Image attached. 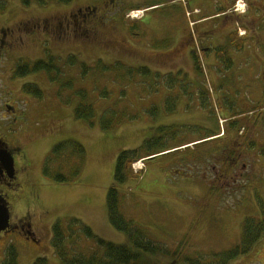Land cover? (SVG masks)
Returning a JSON list of instances; mask_svg holds the SVG:
<instances>
[{
  "label": "rangeland",
  "instance_id": "374dc122",
  "mask_svg": "<svg viewBox=\"0 0 264 264\" xmlns=\"http://www.w3.org/2000/svg\"><path fill=\"white\" fill-rule=\"evenodd\" d=\"M29 1L25 6L22 0H0V27L13 29L20 23L25 29L28 21L41 23L80 6L103 5V0H72L69 4L42 0L45 5L40 0ZM163 2L123 0L116 11L108 12L107 18L101 20L96 28L97 41L84 46L77 41L64 45L53 40L44 44L43 34L21 32L23 42H13V54L1 58L0 135L19 149L14 154L20 171L19 187L6 191L11 221L26 216L35 234V239L29 240L16 231L0 235L2 256L12 245L18 254L17 264H34L37 258L61 264L51 247L52 227L58 220L68 218L80 219L105 241L131 247L126 235L110 225L106 197L113 184L118 154L135 151L151 139L156 141L149 145L151 151L160 153L145 165L133 163L134 174L141 168L143 176L119 188V212L147 239L161 243L178 257L175 260L140 253L143 264H183L181 256L209 257L225 252L239 243L245 218L258 217L256 197L264 200V134L259 135L254 149L245 147L246 154L229 160L232 172L227 179L216 178L215 174L222 172L220 167L226 160L218 152L220 140L217 136L207 137L217 134L219 127L221 131L225 129L228 122L224 116L229 108L248 109L243 106L244 98L254 93L257 99L263 97L260 72L253 71L252 60H238L229 75L222 72L224 75L218 76L220 64L203 55L205 70L201 75L195 73L188 50L187 56L183 50L186 46L179 47L174 38L177 28L188 30L190 18L186 13L195 4L169 8L166 14ZM133 9L139 13L138 19L144 11V18H127ZM130 23H135L133 30L128 28ZM45 50L63 60L69 55L66 51L73 50L72 54L91 66L102 59L108 65L121 62L126 67H146L153 74L167 76L161 80L163 76L143 78L135 74V82H131L119 68L91 83V74L82 80L77 67H66L63 82L58 83L70 79L71 90L50 83L43 73L13 78L17 55L30 64L44 58ZM169 81L171 86L167 85ZM26 83L36 84L43 97L24 93L22 86ZM103 87L108 91H104L108 95L104 98L99 95ZM80 89L93 94L89 102L95 104V126L75 119L79 99L72 95ZM167 97L172 99L168 104L164 102ZM103 115L105 122L119 126L101 131L99 121ZM242 119L246 118L240 119L246 128L242 136L247 133L253 140L251 132L256 133L254 128L264 126V121L249 124ZM69 140L81 144L86 153L78 175H73L79 164L75 160L68 162L63 157L59 162L60 158L53 157L47 162L53 147ZM144 150L142 147L140 152ZM66 152L62 156H68ZM45 166L51 174L59 173L70 182L55 183L53 175L44 174ZM0 189L4 190V186ZM92 246L89 244V248ZM229 264H264V238L248 254Z\"/></svg>",
  "mask_w": 264,
  "mask_h": 264
},
{
  "label": "trees",
  "instance_id": "16d2710c",
  "mask_svg": "<svg viewBox=\"0 0 264 264\" xmlns=\"http://www.w3.org/2000/svg\"><path fill=\"white\" fill-rule=\"evenodd\" d=\"M52 1L57 4H69L72 0ZM29 2V0H22L23 5L25 6H29ZM40 3L45 5V2L42 0H40ZM95 6L97 8L100 7V5ZM128 28H131L133 30L135 28V23H130ZM240 47L241 46H239V48ZM12 54L7 53L8 56ZM21 57L22 55H17V64L13 69L14 79L34 73H43L44 75L48 76V80L50 83L55 84L61 81L63 82L62 75L64 74V69L66 67H77L82 80L91 74V83H97L98 79H101V77H105L106 72H109L112 69L119 68L124 69V71L122 72V76L127 77L129 80H131V82H135V74L143 78L151 76H155L157 78L163 76L159 73H151L146 67L134 69L131 67H126L121 62H114L113 65H108L107 63L103 62L102 59H98L97 61H95L92 66L87 65L86 63L81 62L77 55H74L72 53L69 54L65 60H63V58L56 57V55L50 53L49 50H45L44 58L38 59L30 64L24 63ZM193 59L195 73L200 75L203 74L204 70L202 69L201 61L198 57H193ZM219 63L224 64L225 66L234 65V63L229 61H221ZM92 71H94L95 73ZM165 76L161 77L160 79L163 80ZM64 80H66L65 83H58L61 89L71 90L73 88L72 81L70 79ZM167 85L171 86L172 84L169 81L167 82ZM86 90L80 89L78 91H75L72 95V98L79 99V104H77L74 109V116L77 120H84L90 126H95V123L93 122L95 119V104L92 101L91 102L93 104L89 102V98L90 96L92 97L93 94L91 91ZM102 90L103 91L99 95H101L102 98H104L105 96L107 97L108 91L104 87L102 88ZM22 91L26 94H32L38 99H41L43 97V91L33 83L24 84L22 86ZM104 91H106L107 93ZM124 93L122 92V94ZM69 94L71 95L70 92ZM253 99V96H251V98H244V100H246V103H244L243 106L252 102L251 108L245 110H242L243 108H245V106H242V109L233 108V114L230 113L224 116L228 119V123L224 129L225 132L236 133V130L237 132L241 129H244V131L246 130L245 126L241 123L237 115L252 114V116L248 118V122H251V124H258L260 122L259 120H261V116L259 115V113L255 112V109L263 111L262 106L264 105L254 104L256 103V101ZM170 100H172L171 97H167L164 102L168 104ZM68 102L69 101H65V104H67ZM232 116H235L236 118H231ZM116 126H119V123L114 124V122H105L104 115L99 121V129L103 132L111 131ZM216 135L217 134H214L212 136H208L207 138L214 137ZM246 135L247 133H245V135L240 138V141L244 140L241 148L245 149L246 147L247 149H254L255 141L250 140ZM155 142L156 141L154 139H151L144 142L143 145L135 151L127 150L122 151L118 154L114 170L113 184L107 192L106 206L109 223L114 230L126 235L132 248L126 245L114 244L105 241L104 239L98 237L91 229V227L87 226L78 218L58 220L52 227L51 247L55 256L58 258L61 264H143L144 260L141 258L140 253H146L155 256L172 257L173 259L177 260L178 254L176 252H170L161 243H157L153 240L147 239L142 231L138 227H136L134 223H132L130 220H126L119 212V188L125 184H128L129 182H138L141 179L144 171H140L139 173L134 174L132 170V164L144 160L145 165L147 161L154 159L147 158L160 153L153 152L150 149L149 145H154ZM257 142L258 140L256 141V143ZM231 143L232 142L228 140L226 142L219 143L218 152L221 153V158L224 157L226 158V160L223 164V167H220L222 172L220 173L219 171H215V174L217 175L216 178H218L219 176H226V179L230 177L229 174L232 171L230 170L229 160L235 161V158L233 156H230L226 150ZM142 147H144L145 150L141 153L140 150L142 149ZM64 150L67 151L66 155L68 153V156H62L64 154ZM211 152L213 153V156L216 155L214 153L215 150H212ZM85 156L86 153L82 145L77 143L76 141L69 140L67 142H61L53 147L52 156L49 155L47 157V162L51 161L50 159H52L53 157L58 159L60 158L59 162L63 159V157H65L68 162L69 160H75L79 164L73 175H78L81 173V169L84 165ZM44 174L46 176L51 174V171L47 166H45ZM51 175L54 176L51 179L57 184H66L70 182V180L67 181L59 173ZM256 204L258 208V217L245 218V220L243 221L240 241L236 246H234V248L229 249L225 252L210 255L209 257L181 256L183 264H229L233 260L235 261L238 258L248 254L253 249V247L262 238H264V200H260L258 199V197H256ZM33 239L35 238L33 237ZM89 244L93 246L89 248ZM17 257L18 254L14 246L10 245L5 252V260L3 264H17ZM34 264L49 263L45 258H37Z\"/></svg>",
  "mask_w": 264,
  "mask_h": 264
},
{
  "label": "flooded vegetation",
  "instance_id": "af4514ba",
  "mask_svg": "<svg viewBox=\"0 0 264 264\" xmlns=\"http://www.w3.org/2000/svg\"><path fill=\"white\" fill-rule=\"evenodd\" d=\"M122 2L123 0H103V5H100L99 8L95 6V3L87 4L68 11L67 14L65 12L64 15L47 18L41 23L28 21L25 24V29H23V25L20 23H16L17 27H13V29L0 27V60L5 53L6 55L7 53L12 54L11 51L15 49H13V42H23L20 36L21 32H39L43 34L45 40L43 39L41 43L44 44L53 40L64 45L72 41H77L80 46H84L83 44H93L97 41L96 28L100 25L101 20L107 18L108 12L116 11ZM163 4L166 14L169 13L167 10L169 8L175 9L180 7V5H185L188 8L189 5L195 4L192 10H188L186 13L187 17L190 18L188 30L177 28L174 33V38L179 42V47L183 48L186 46L183 50L185 49V55L186 50H188L193 70V57L203 60V55L208 56V60L214 63L221 61L234 63L238 60H241L240 62L252 60L251 63L254 65L253 71L260 72L258 76L262 79L259 87H264V0H164ZM4 22H9V20L4 19ZM28 26L29 28H26ZM240 31L242 32L240 33ZM239 46L241 47L239 48ZM66 52L71 54L73 50ZM220 67L222 69L217 70L218 76L224 75L223 73L229 75L232 69H234V65L225 66L224 64H220ZM258 67H261V69L258 70ZM261 95H264V91ZM257 104L262 105V101H259ZM246 105L249 106V104ZM6 107L11 108L8 105ZM262 107L264 109V106ZM232 111L233 109L229 108V113L227 114H233L234 112ZM255 112L261 116L259 123L263 122L264 110L259 111V109H255ZM237 117L242 118L244 115H237ZM231 118L236 117L232 116ZM242 120L248 122L247 119ZM254 129L256 133L253 130L251 135L254 141H256L260 133H264V126L262 125L259 129L255 127ZM243 132L238 135L235 132L228 133L223 130L222 133L219 131L216 135L220 142H226L227 140L232 142L226 151L234 158L240 157L244 153L246 154V152L243 153V149L241 148L244 140L240 141V138L244 136H242ZM18 150L16 146L7 143L0 135V158L2 153L8 152L13 159L11 168L2 163L0 159V186H4V190L0 189V201H4L7 205L10 218L9 226L0 232V235H8L9 232L16 231L29 240L35 235L32 231L29 218L24 216L16 222L11 221L10 197L6 192L7 189L17 190L19 187L20 171L14 158V154ZM4 260L5 256H2L0 253V264H3Z\"/></svg>",
  "mask_w": 264,
  "mask_h": 264
},
{
  "label": "water",
  "instance_id": "95a60500",
  "mask_svg": "<svg viewBox=\"0 0 264 264\" xmlns=\"http://www.w3.org/2000/svg\"><path fill=\"white\" fill-rule=\"evenodd\" d=\"M2 163H5L9 168L12 167L13 159L11 155L6 153H2L1 155ZM9 226V211L8 207L4 201H0V232L4 231Z\"/></svg>",
  "mask_w": 264,
  "mask_h": 264
},
{
  "label": "bare ground",
  "instance_id": "6f19581e",
  "mask_svg": "<svg viewBox=\"0 0 264 264\" xmlns=\"http://www.w3.org/2000/svg\"><path fill=\"white\" fill-rule=\"evenodd\" d=\"M132 17H133V18H135V17H136V18H139L140 15H139L138 12H133V13H132ZM222 120H223V119H222ZM137 164L141 165L140 163H137ZM140 170H141V168H140Z\"/></svg>",
  "mask_w": 264,
  "mask_h": 264
},
{
  "label": "crops",
  "instance_id": "0c3cea01",
  "mask_svg": "<svg viewBox=\"0 0 264 264\" xmlns=\"http://www.w3.org/2000/svg\"><path fill=\"white\" fill-rule=\"evenodd\" d=\"M144 18V17H143Z\"/></svg>",
  "mask_w": 264,
  "mask_h": 264
}]
</instances>
